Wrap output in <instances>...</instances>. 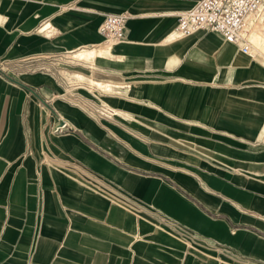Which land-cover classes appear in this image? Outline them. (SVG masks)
<instances>
[{
    "label": "crops",
    "instance_id": "0c3cea01",
    "mask_svg": "<svg viewBox=\"0 0 264 264\" xmlns=\"http://www.w3.org/2000/svg\"><path fill=\"white\" fill-rule=\"evenodd\" d=\"M196 1L0 0V264H264V0L246 53Z\"/></svg>",
    "mask_w": 264,
    "mask_h": 264
},
{
    "label": "built area",
    "instance_id": "2783aa9c",
    "mask_svg": "<svg viewBox=\"0 0 264 264\" xmlns=\"http://www.w3.org/2000/svg\"><path fill=\"white\" fill-rule=\"evenodd\" d=\"M262 2L263 0H197L191 8L175 16L173 34L175 37H182L196 31L213 33L227 44H241L242 52L246 53V19L259 12ZM126 19V13L107 14L103 17L97 32L104 46L123 41ZM63 129L64 125H60L55 131Z\"/></svg>",
    "mask_w": 264,
    "mask_h": 264
},
{
    "label": "bare ground",
    "instance_id": "6f19581e",
    "mask_svg": "<svg viewBox=\"0 0 264 264\" xmlns=\"http://www.w3.org/2000/svg\"><path fill=\"white\" fill-rule=\"evenodd\" d=\"M260 13V12H259ZM254 16V15H253ZM255 17V16H254ZM255 19V18H254ZM249 20V19H248ZM253 22H255V21H253ZM246 29L248 30V26H247V24H246ZM247 33V32H246ZM246 38H247V34H246ZM247 41V40H246ZM248 46V45H247ZM103 53H106V52H103ZM107 54V53H106ZM97 85V84H96ZM108 87V86H107ZM110 87V86H109Z\"/></svg>",
    "mask_w": 264,
    "mask_h": 264
},
{
    "label": "rangeland",
    "instance_id": "374dc122",
    "mask_svg": "<svg viewBox=\"0 0 264 264\" xmlns=\"http://www.w3.org/2000/svg\"><path fill=\"white\" fill-rule=\"evenodd\" d=\"M182 12H183V11H182ZM122 13H125V12H122ZM179 13H181V11L178 12L177 14H179ZM177 14H176V15H177ZM254 16H256V15H254ZM254 16H253V17H254ZM254 24H255V23H254ZM254 24H253V25H254ZM247 31H248V30H247ZM251 32H252V31H251ZM253 33H255V32H253ZM246 34H247V33H246ZM249 34H250V33H249ZM247 36H248V35H247ZM263 45H264V43H263Z\"/></svg>",
    "mask_w": 264,
    "mask_h": 264
},
{
    "label": "water",
    "instance_id": "95a60500",
    "mask_svg": "<svg viewBox=\"0 0 264 264\" xmlns=\"http://www.w3.org/2000/svg\"><path fill=\"white\" fill-rule=\"evenodd\" d=\"M59 126H60V124H59Z\"/></svg>",
    "mask_w": 264,
    "mask_h": 264
}]
</instances>
